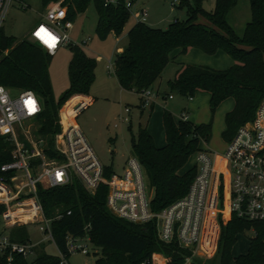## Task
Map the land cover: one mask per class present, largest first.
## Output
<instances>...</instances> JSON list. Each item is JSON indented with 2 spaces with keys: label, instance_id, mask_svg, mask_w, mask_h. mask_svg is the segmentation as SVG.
Here are the masks:
<instances>
[{
  "label": "trees",
  "instance_id": "16d2710c",
  "mask_svg": "<svg viewBox=\"0 0 264 264\" xmlns=\"http://www.w3.org/2000/svg\"><path fill=\"white\" fill-rule=\"evenodd\" d=\"M56 1L40 0V3L44 7ZM202 1L179 0L177 7L185 8V18H175L164 28L134 21L126 31L125 45L114 53L112 61V73L119 88L139 94L159 77L175 49L183 54L187 49L195 48L207 55L221 50L233 60L225 69L177 63L173 77L166 81L168 91L165 95L174 92L185 99L196 92L208 95L209 118L206 122L175 121L171 113L163 109L162 146L154 145L144 126L138 125L136 132L130 134V154L141 164L148 189L152 191L149 201L152 211L160 210L187 191L196 166L192 165L182 173L179 169L191 154L200 150V141H208L216 106L226 98L233 101L232 107L224 113V127L220 132L221 140L226 142L239 125L253 118L264 98V0H247L249 17L239 35L226 20L227 12L237 0H214L209 10L203 8ZM89 3L96 14L94 33L97 38L104 40L110 33L115 37L120 35L129 18L124 0H116L114 4H105L103 0H61L65 18L73 22ZM197 16L203 17L208 24L196 22ZM66 47L70 51L67 87L55 98L48 75L50 55L37 42L7 35L0 29V85L29 89L38 97L41 110L36 117V134L44 144V155L48 158L55 157L53 139L60 130L59 107L74 95H88L94 78L96 61L77 45ZM77 99L72 97L63 105L71 115L70 106ZM66 116L71 124L69 113ZM10 151L9 142L0 137V166L10 160ZM110 172L109 167H104V175ZM12 175L13 171L0 169L1 180L8 182ZM35 193L43 217L49 220V230L56 245L62 250L66 234L82 235L86 230L91 245L98 248L94 264H140L148 262L154 252L164 254L168 264H180L190 254L175 243L160 242L153 220L134 223L112 215L105 206L106 187L103 184L98 185L94 193H89L72 178L68 183L51 187L36 184ZM23 203L21 206L32 205L31 201ZM3 209L0 204V212ZM14 209L10 215L17 214L18 210L14 212ZM66 211L69 214H65ZM56 212L62 213L59 219L53 218ZM249 229L253 234L248 238L245 253L232 257L230 249L235 235ZM7 231L11 240H28L24 224L10 226ZM56 261V257L46 253L40 244L34 247L31 262L20 255L13 256L14 264H55ZM231 261L234 264H264V221H248L231 215L224 224L220 223L216 252L209 264H229Z\"/></svg>",
  "mask_w": 264,
  "mask_h": 264
},
{
  "label": "built area",
  "instance_id": "2783aa9c",
  "mask_svg": "<svg viewBox=\"0 0 264 264\" xmlns=\"http://www.w3.org/2000/svg\"><path fill=\"white\" fill-rule=\"evenodd\" d=\"M12 1L21 0H0V29ZM115 1L103 0L105 4H114ZM131 5L132 0H124V6L134 21L144 22L146 10L140 8L130 12ZM41 17L42 20L24 38L37 42L47 54L52 55L61 46L78 44L81 48L85 47V40L74 43L70 39L72 22L65 18V7L61 0L49 3ZM48 37L54 40V44ZM105 67L108 71L112 68L109 60ZM139 96L140 104L143 105L150 92L145 89ZM29 101L34 110L29 106ZM40 110V101L33 91L0 85V137L11 145L10 160L3 163L0 169L13 171L8 182L0 179V204L4 206L0 212V264H14V255L26 259L34 253V247L38 244L29 237L25 242L9 238L7 230L10 226L26 225L25 221H17L19 216L38 217L33 222L38 224V231L44 234L45 240L54 249L57 259L55 264H70L68 258L75 254L96 258L98 248L91 245L86 230L82 235L66 234L61 250L52 238L49 220L43 217L36 198V184L51 187L68 183L72 178L89 193H94L98 185L103 184L106 187L105 206L115 217L134 223L153 220L156 237L160 242H172L179 248L189 250L190 254L183 258L185 262L190 261L198 247L205 251L202 248L203 240L204 245L211 250L215 248L217 230L212 222L215 208L220 204V196L222 204L225 200L227 217L235 215L248 221H264V98L255 109L253 118L239 125L231 139L224 142L221 153L210 156L206 150L201 149L194 153L196 173L187 191L158 211H152L149 207V189L138 160L129 154L120 173L111 171L104 175V166L99 163L81 131L73 123L60 127L53 139L55 157H46L41 139L37 134L32 138L25 129L37 124L36 117ZM128 111V107L123 108L124 113ZM120 119L127 121L126 117ZM177 120H187L185 111L179 112ZM216 159L219 160L217 166ZM25 201H31L32 205L21 206ZM210 201L213 202L212 210L207 215L210 216V227L206 230V206ZM13 207L14 212L20 208L29 209L30 212H20L19 216L15 213L10 215ZM65 214H69V211ZM61 216L62 213L56 212L53 218L59 219ZM166 259L160 257L159 264H168ZM140 264L156 263L151 254L148 262Z\"/></svg>",
  "mask_w": 264,
  "mask_h": 264
},
{
  "label": "rangeland",
  "instance_id": "374dc122",
  "mask_svg": "<svg viewBox=\"0 0 264 264\" xmlns=\"http://www.w3.org/2000/svg\"><path fill=\"white\" fill-rule=\"evenodd\" d=\"M213 1L214 0H203V8L205 10L211 9ZM178 3L179 0H135L131 5L130 12L143 8L146 10V24L149 23L154 27L164 28L175 18L178 20L185 18V8L183 6L178 8ZM48 4L42 7L40 0H21L20 2L12 1L6 10L2 21V32L19 39L26 37L29 30L37 22L42 20L41 15L44 8ZM248 17L249 10L247 0H237L236 4L227 12L226 20L234 32L239 35ZM95 20L96 14L94 8L92 4L89 3L82 13L76 15L69 31L70 39L74 43H79L81 40L86 41L85 48H82V50L86 56L91 57L96 61L94 78L88 91V95L93 97V101L79 109L73 115V120L99 163L104 167H109L114 173H120L125 158L130 154V134H134L136 132L137 126H144L149 119L151 124L155 127V124L157 125L158 123L162 108L169 111L176 121L180 109L181 107H185L186 101L174 92H171L174 96L172 100H162L158 94L155 97L152 108L149 110V107H147L142 110L139 115L137 110L138 96L136 93L121 90L113 77L112 68L108 71L105 67L108 60L112 67L114 53L117 52L116 48L123 47L125 45V34L127 29L133 24L134 18L130 14L120 35L115 37L112 33H110L104 40L98 39L94 33ZM195 21L208 24V22L201 16H197ZM73 45L78 46V44ZM69 58L70 51L66 46L59 47L52 55H50L48 75L51 91L55 98H57L67 87V62ZM176 68L177 63L170 60L163 67L157 79H160V82L164 84L167 79L171 78L174 72L173 70ZM162 89L165 90V92L168 91L167 87L164 85L162 86ZM11 94H14V91H11ZM70 98L64 101L57 111L58 123L61 128H64L67 124H69L68 117L66 116L67 113H69L70 117L72 116L68 108L63 106ZM226 103V100L221 101L216 106L213 113L210 148L206 149V152L210 156H212L213 153H221L224 148V143L220 138L219 131L223 124V116L226 112ZM71 107L72 105L70 108ZM124 107L129 108L128 113L123 112ZM204 112L208 120L209 112L206 108L204 111V108L199 107L198 110H196L195 115L196 117L201 118ZM61 117L64 119L66 125H63ZM121 117H126L127 121L121 120ZM128 119L130 121L129 127ZM25 129L28 130L29 135L32 138L36 136L37 124L27 126ZM193 158L194 153L189 156L185 164H192L194 162ZM218 163L219 160L216 159L215 166H217ZM183 168L184 165L179 169V171ZM151 192L152 191L150 189L148 193L151 195ZM220 198V204L218 205V208H215L216 210L214 211L212 222L213 227L217 230V237L215 235V248L211 250L209 246L206 244L204 245L203 240L202 248H204L205 251H202L201 247H198L193 257H191L190 261H188L189 263L182 261L180 264H209V261H211V259L213 260L216 252L219 225L220 223L224 224L230 218L227 217L226 214V207L224 206L225 200L223 199L222 204V196H220ZM211 210L212 207L206 209V218L204 221L206 230L210 227V216L207 215ZM20 212L27 213L29 212V209H18L17 216L20 215ZM17 219H19L17 221L26 222L28 237L32 242L43 246L46 253L55 255L54 249L50 243L45 240L44 234L38 231V224L33 222L37 221L36 219L30 218L29 216H19ZM252 234V230L249 229L235 235V242L231 247L230 253L232 257L238 254H243L246 251L248 238H250ZM152 257L153 262L156 264H159L158 259L160 257L166 259V256L160 252L152 253ZM33 258L34 253L28 255L26 260L27 262H31ZM93 261V256H83L79 254L72 255L68 258V262L70 264H92ZM229 264L234 263L231 261Z\"/></svg>",
  "mask_w": 264,
  "mask_h": 264
},
{
  "label": "crops",
  "instance_id": "0c3cea01",
  "mask_svg": "<svg viewBox=\"0 0 264 264\" xmlns=\"http://www.w3.org/2000/svg\"><path fill=\"white\" fill-rule=\"evenodd\" d=\"M134 1L135 0L132 1V4L134 3ZM147 24L152 26L149 23H147ZM82 48L84 49L85 47H82ZM121 49H122V47H118V48H116V51L119 52ZM170 57H171V61L175 62V63L207 65V66L214 68V69H225L226 67L230 66L233 63V60L229 56H227L224 52H222L221 50H217L215 53H213L211 55H207V54L201 53L200 51H198L195 48H189L183 54L178 53V49H175L170 53ZM176 69H174L173 71L175 72ZM174 72H173V74H174ZM173 74H172L171 78L173 77ZM171 78H169V79H171ZM169 79H167V80H169ZM163 85L166 87V82L163 84L160 82V79L159 80L156 79L152 83V85L148 88V90L150 92V96H149L148 100H145V103L143 105L140 104L141 98H140L139 94L136 93V95L138 96L137 110L139 112V115L141 114L142 110L146 109L147 107H149V110L152 108V106L154 104L155 97L158 94L160 95L162 100H165V99L172 100L174 98L172 93H168L167 95H165L166 92H165V90L162 89ZM126 91H128V90H126ZM131 92H133V91H131ZM168 96H171V97L168 98ZM72 97H78L79 98L72 104V107H71V110L73 112L72 116H71V122L73 124H75V122L73 120V115L79 109L83 108L85 105L92 102L93 97L90 95H74ZM183 99L186 101V104H185V107H181L180 111H182V110L185 111L188 121H190L192 124H198V123L207 121V118L205 116V112L203 113L201 118H198L195 115L196 110H198L199 107L204 108V111H205V108H206V110L208 109V104H207L208 103V95L206 93L196 92L190 99H187V98L186 99L183 98ZM224 100H226V102H227L226 106H225V109H226L225 111H228L232 107L233 101L231 98H226ZM163 109L164 108H162V110ZM162 110H161L160 115H159L158 123H157V125L155 124V127L151 124L149 119H148L147 123L144 124V127L146 128L147 132L150 134L154 145L157 147L162 146L164 144V134H163L162 125H161ZM129 126H130V121L128 119V127ZM223 127H224V125L222 124L220 131H219V135H220V132L222 131ZM211 133H212V124H211L210 137H209L208 141L207 142H200V144H199V148L201 150H206V149L210 148ZM193 164L194 163L189 164V165L184 164V168L181 171H179V173H182L186 169L190 168ZM230 253H231V249H230Z\"/></svg>",
  "mask_w": 264,
  "mask_h": 264
},
{
  "label": "bare ground",
  "instance_id": "6f19581e",
  "mask_svg": "<svg viewBox=\"0 0 264 264\" xmlns=\"http://www.w3.org/2000/svg\"><path fill=\"white\" fill-rule=\"evenodd\" d=\"M213 194H214V191H213ZM212 205H213V202L212 201H210L209 202V205H208V203H207V206H206V209H208V208H211L212 207ZM30 218H34V219H36L37 220V217L36 216H29Z\"/></svg>",
  "mask_w": 264,
  "mask_h": 264
},
{
  "label": "snow or ice",
  "instance_id": "6c2138e0",
  "mask_svg": "<svg viewBox=\"0 0 264 264\" xmlns=\"http://www.w3.org/2000/svg\"><path fill=\"white\" fill-rule=\"evenodd\" d=\"M48 39L51 40L52 43L54 44V40H53L51 37H48ZM50 46H51V45H50ZM28 104H29L30 107H33V110H34V106H33L32 102L29 101Z\"/></svg>",
  "mask_w": 264,
  "mask_h": 264
}]
</instances>
